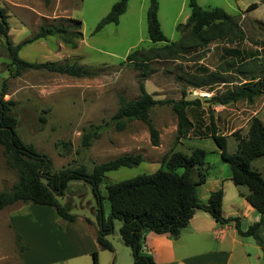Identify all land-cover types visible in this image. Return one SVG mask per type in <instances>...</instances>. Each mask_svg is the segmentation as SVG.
<instances>
[{
  "label": "rangeland",
  "instance_id": "1",
  "mask_svg": "<svg viewBox=\"0 0 264 264\" xmlns=\"http://www.w3.org/2000/svg\"><path fill=\"white\" fill-rule=\"evenodd\" d=\"M119 1L55 0L51 6H46L43 0H29L28 5L32 11L15 9L11 13V26L15 27L24 13L30 27L24 32L14 31L13 40L16 43L30 38L36 23L60 26L70 25L69 18L80 20L82 39L77 49H69L64 44L60 46L58 38L49 37L23 47L19 57L30 63H47L59 62L60 55L69 56L67 62H78L97 74L91 79H76L46 71H29L22 74L24 82L12 76V71H9L10 58L2 46L0 93L4 82H7L8 95L5 100L16 102L15 116L21 138L52 160L53 174L82 166L92 172L96 165L136 150L152 158V162L143 161L137 167L122 168L106 174L105 181L115 184L144 173H155L161 168L165 156L174 151L190 155L191 148H203L207 152V162L212 166L211 173L219 174V168L224 163L217 153L215 142L202 139L195 145L180 146L176 140L177 118L170 106H156L150 114L154 127L160 133L159 147L151 145L148 129L141 121L128 122L123 131H117L113 125L107 126L100 138L93 139L88 148L82 147V134L91 124L109 123L119 109L120 97L128 100L139 98L141 83L145 84L147 92L155 100H180L182 91L186 89L187 100L205 101L225 95L244 82L246 75L238 72L242 63L247 67H255L257 76L264 79V0H196L204 10L221 9L235 17L245 33L244 41L231 44L220 40L206 49L182 53L177 59L155 60L150 63L147 72L129 64L126 58L136 50L154 47L148 35L147 12L150 0H129L127 10L118 24H109L95 32L99 22ZM254 3L256 8L248 10ZM190 14L189 0H159L158 19L170 42H180L182 34L177 31V27L185 24ZM216 78L227 82H212L202 88L192 86L194 82H210ZM194 92L210 96L202 97L194 95ZM219 106L214 104L211 109L202 106L188 110L189 118L195 125L192 137L206 136L210 117L218 133L233 131L232 135L238 134L241 137L247 135L251 111L258 113L257 117L264 123V95L255 99L253 104L246 101L231 103L228 111H223L232 115L229 121L220 116L215 118L217 112L214 108ZM237 146V139L230 137L228 153H235ZM251 168L260 172L264 179V157L254 160ZM18 180V171L7 165L3 147L0 146V192L10 191ZM240 191L248 192V189L240 187ZM58 199L62 205L70 206L75 221L71 223L62 219L53 208L25 204L29 207L19 212L25 216V236H20L17 231L12 232L7 219L12 209L22 208L24 204L18 203L0 212V264L22 263L21 256L28 251L27 263L94 264L93 256L64 261L73 251L70 247L73 245V233L78 232L85 217H93V208H97L91 186L82 180L73 181L66 195ZM229 205L233 206V203ZM104 209L107 215L108 203L104 204ZM90 225L96 226L95 222ZM114 227V233L107 237L114 246V252L98 251V263L135 264L132 250L121 240V222L115 221ZM261 237L264 241V229ZM251 241L257 243L255 239Z\"/></svg>",
  "mask_w": 264,
  "mask_h": 264
},
{
  "label": "trees",
  "instance_id": "2",
  "mask_svg": "<svg viewBox=\"0 0 264 264\" xmlns=\"http://www.w3.org/2000/svg\"><path fill=\"white\" fill-rule=\"evenodd\" d=\"M50 6L52 0H43ZM129 0H120L113 5L111 11L97 25L95 32L101 31L109 24H118L120 17L126 12ZM251 4L248 10L256 8ZM191 14L185 24H180L177 31L182 34L178 43L170 42L164 35L158 19L159 0H150L147 12L148 35L154 47L139 49L126 58L129 64L147 72L150 63L159 59H177L182 53L206 49L210 44L224 40L228 43L244 41L245 33L235 17L221 9L204 10L196 0H189ZM9 16L5 8L0 7V37L4 39L5 49L10 58L9 71L18 78L29 71H46L76 79H91L97 76L78 62L30 63L19 57L23 47L49 37L58 38L69 49L78 48L82 39V22L69 18L70 25L43 24L31 38L14 45L9 32ZM164 44L161 47L156 45ZM235 64V63H234ZM240 65L238 72L244 76V82L222 96H214L206 102L212 105H228L239 101L253 104L255 99L264 95V79L257 76L255 67ZM248 74L250 76H248ZM215 74L212 75L214 77ZM227 82L221 79L194 82L193 87ZM8 83L4 82L0 93V146L7 165L18 171L19 180L10 191L0 192V211L18 203L32 204L53 208L59 217L74 222L75 216L70 213L69 205H62L58 197H64L73 181H84L92 188L96 199L97 242L103 251L114 252L113 244L107 239L114 233L115 221L121 222L119 230L122 242L132 250L135 264H156L149 254L144 252L145 235L148 232L169 234L177 240L181 231L186 228L195 213L199 210L209 213L220 224L235 223L237 232L244 237H253L263 246L259 230L264 224V179L262 174L251 168L254 160L264 157V123L258 118L250 120L245 137L233 135L238 141L237 150L230 154L227 151V137L218 133L216 124L210 117V127L206 136L211 137L221 151L222 160L229 164L231 181L237 187H246V201L260 214V222L243 232L238 218H225L222 205L224 191L219 190L210 195L208 204H203L197 193L200 185L205 184L210 176V164L207 152L192 149L190 155L172 152L165 156L161 168L152 174H141L135 178L109 184L106 174L122 168H134L143 161V155L123 154L113 160L103 162L88 172L85 167L63 169L59 173L51 172L52 160L37 150L33 144L26 143L18 132V120L15 116L16 102L5 100L8 95ZM140 96L135 100L120 97L119 109L105 125L91 124L82 134V147H90L93 139L100 138L107 126H115L117 131L126 129L128 122L141 121L148 129L153 147L160 145V133L154 127L150 114L156 106H170L177 118L176 140L187 138L195 128L190 120V108H202L200 99L187 100V90L182 91L180 100H155L140 84ZM45 120V119H43ZM106 183L105 188L103 185ZM108 203L106 215L104 204ZM87 223L94 224L90 219ZM20 240V239H19ZM22 250V248H21ZM94 264H98V253L92 254Z\"/></svg>",
  "mask_w": 264,
  "mask_h": 264
},
{
  "label": "crops",
  "instance_id": "3",
  "mask_svg": "<svg viewBox=\"0 0 264 264\" xmlns=\"http://www.w3.org/2000/svg\"><path fill=\"white\" fill-rule=\"evenodd\" d=\"M53 2H55V0H52L50 6L53 4ZM28 3L29 0H0V7L6 9L9 16L8 22L11 23V13H14L15 9H21L23 11L29 9L30 11H32V8L28 5ZM55 6L57 7V4ZM23 15L21 16L22 18H19L18 24L15 27L11 26L10 24L9 35L14 45H17L24 41L23 40L18 43L14 42V31L19 33L20 31L24 32L27 27L30 28L26 20L27 16H25L24 13ZM41 25L42 24L36 23V29L33 31L32 36L38 32ZM2 46L5 48L4 39L0 37V48ZM60 46H64L62 42ZM59 59H61L59 60V62H67V60H69V56L63 57L62 55H60ZM18 78L24 81L23 76H20ZM206 101L207 100L202 101V106L209 109L211 105H209L210 103ZM229 105L230 104L220 105L219 107L214 108L217 112V116L215 118L217 119L218 116H220L223 119L226 118V121L231 120L232 115L228 112H223L224 110L228 111ZM250 114L252 115L250 116L249 120L253 117H257L258 113L251 111ZM175 130H177V125L175 127ZM219 134L227 137V145L229 138L233 137V131L226 133L219 132ZM202 139L213 140L211 137L208 136L192 137L190 134L187 138L181 139L179 144L180 146L195 145L197 141H200ZM192 149L194 148H191V150L189 149L190 153ZM196 149L204 150L203 148ZM132 153L142 154L140 150H136ZM217 153L221 157V151L219 148L217 150ZM142 155L144 161L152 162V158L149 157L147 154L143 152ZM223 163L224 165L219 168V174L215 172L211 173L212 169L210 170V176L205 182V184L200 185L197 189L198 197L200 201L206 205L208 204L209 197L212 193L217 192L219 190H223V216L225 218H238L240 220V228L243 232H245L252 225L260 222L261 216L246 201V195L248 194V192H241L240 187L235 186L231 181V170L229 164L224 161ZM211 167L212 166L210 165V168ZM230 203H233V206H230ZM29 205H24L22 208L12 209V211L7 215L8 224L12 232L17 231L20 236H25L23 232L26 233V230L24 228L23 223V218H25V216H21L19 212L21 210H24L26 206L29 207ZM6 209L7 208H5L4 210ZM4 210L0 212H3ZM96 212L97 209L94 207L93 217L89 218L93 222L96 221ZM87 218L88 217H85V219L82 220L83 225L80 227L78 232L73 233L71 239L73 245H70V247L73 248V251L66 257L64 261L72 259L75 260L86 256H92L94 252L98 253V251H103L101 250L97 242V227L95 225L88 224L86 222ZM263 229L264 224L259 230L260 237ZM251 240H254L253 237H244L238 234L234 222L228 224H220L216 222L209 213L199 210L195 213L189 225L181 231V234L177 240L172 239L169 234H156L154 232L146 233L144 252L152 256L156 264H264L263 239V246H260L257 240H255L257 243H252L253 241ZM28 252L23 253V255L21 256L22 263L18 264H57L27 263L26 260L28 259Z\"/></svg>",
  "mask_w": 264,
  "mask_h": 264
},
{
  "label": "built area",
  "instance_id": "4",
  "mask_svg": "<svg viewBox=\"0 0 264 264\" xmlns=\"http://www.w3.org/2000/svg\"><path fill=\"white\" fill-rule=\"evenodd\" d=\"M194 95H200L202 97H208V96H210L209 94H204V93H201V92H194Z\"/></svg>",
  "mask_w": 264,
  "mask_h": 264
}]
</instances>
